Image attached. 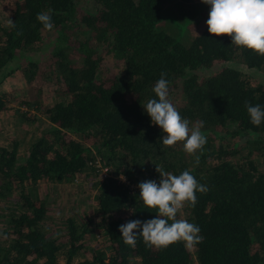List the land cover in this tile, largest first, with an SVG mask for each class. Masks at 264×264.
Segmentation results:
<instances>
[{
    "label": "trees",
    "instance_id": "16d2710c",
    "mask_svg": "<svg viewBox=\"0 0 264 264\" xmlns=\"http://www.w3.org/2000/svg\"><path fill=\"white\" fill-rule=\"evenodd\" d=\"M76 1L0 0V8L8 4L0 19V89L15 69L23 71L28 86L18 98L0 91V111L8 107L7 98L18 99L17 107L26 106L21 112L26 121L42 115L51 123L31 140L21 161L16 140L0 143V201L19 190L18 203H24L0 225V264H264V171L259 167L264 139H250L264 134V123L253 125L245 106L247 101L264 107V83L252 82L243 71L264 70V56L232 44L230 36L210 34V6L201 0H92L94 10L82 5V13ZM41 12L54 23L48 40L43 34L48 30L37 20ZM200 12L204 26L194 33L190 25L200 21L191 18ZM80 24L93 33L96 45L119 59L117 71L101 72L104 59L94 55L95 47L74 41L72 30ZM72 50L79 51V61ZM201 68L211 71L198 78ZM162 72L182 118L190 127L203 122L201 130L208 132L202 133L207 142L196 154L198 164L183 142L163 145L165 133L142 107L158 99L153 88ZM37 77L62 99H41L31 86ZM28 110L35 111L33 117ZM96 159L111 170L97 181L93 200L104 248L87 249L90 213L62 220L52 215L54 228L43 230L48 205L24 186L70 182ZM157 167L174 175L187 170L209 188L196 193L195 207L185 204L177 214L201 229L203 242L191 249L184 242L148 247L142 236L135 248L123 242L120 225L155 218L158 211L145 207L140 189L131 191L118 175L159 183Z\"/></svg>",
    "mask_w": 264,
    "mask_h": 264
},
{
    "label": "clouds",
    "instance_id": "9594fccd",
    "mask_svg": "<svg viewBox=\"0 0 264 264\" xmlns=\"http://www.w3.org/2000/svg\"><path fill=\"white\" fill-rule=\"evenodd\" d=\"M210 6L209 18L206 21L208 31L213 36H230L232 44L247 48L264 56V0H202ZM37 20L44 29L51 31L54 28L52 17L41 12ZM12 27L15 23L8 22ZM22 34V33H18ZM153 92L157 98L149 99L142 107L151 117L154 125H158L165 135L160 139L165 146H174L183 142L185 152L194 155L199 163L198 151L206 144V137L202 134L203 122H197L190 127V121L182 118L180 112L169 99V81L166 73H161L155 83ZM250 121L255 126L264 123V107L245 102ZM161 179L159 184L154 180L141 182L139 197L145 207L156 209L155 218L142 221L129 220L120 225L123 242L135 248L137 237L142 236L146 246L167 248L177 242H184L186 248H193L203 242L201 229L198 225L186 219H178L177 214L185 204L195 207L197 192L207 193L209 188L200 184L189 171L179 175L161 170L157 167ZM121 180H125L122 175ZM171 221V223H169Z\"/></svg>",
    "mask_w": 264,
    "mask_h": 264
},
{
    "label": "rangeland",
    "instance_id": "374dc122",
    "mask_svg": "<svg viewBox=\"0 0 264 264\" xmlns=\"http://www.w3.org/2000/svg\"><path fill=\"white\" fill-rule=\"evenodd\" d=\"M76 3L79 8L78 13H82L81 11L84 9L82 5H85L90 10H94V2L92 0H77ZM173 7L176 9V5H173ZM7 8L8 4L0 8L1 20L4 19L5 15H7ZM200 15L201 12L191 18V20H195L194 22L200 21L198 24L190 25V29L194 33L197 32L198 28L201 29L204 26V22H201V20H199ZM83 29H85V27L81 24L75 25L74 29L72 30V33L74 35V41L78 43L79 39L85 40L86 43L95 47L94 55H101L104 59L103 61H101V72L104 73V71L111 69L117 71L121 66V64L119 63V59L107 53V50L105 48L96 45L94 42L93 33H90L91 35L89 36L88 33ZM43 34L45 40H48V37H53L54 30L52 29L51 31H44ZM48 51L49 50H47L46 53ZM34 54L38 56V52H35ZM71 54H74L76 60H80V53L78 50H72ZM234 64L237 65L236 63ZM222 65H224V63L217 64L215 65L214 69L216 70L217 68L222 67ZM238 66H240V64ZM46 70L50 69L46 68ZM210 71L211 68L198 69L197 77L201 78L204 75H207ZM243 71L252 82L264 83V70H260L257 68L247 69L246 67H244ZM43 72L40 74V76H44ZM47 77L49 76L47 75ZM38 83H43V79L41 77H37V79L33 81L31 86L35 91H39L38 96L41 97V99L43 97L46 102L51 103L56 100L62 99L61 95L56 92L54 88H49V86L44 83L40 88ZM1 85L2 89H0V91L4 90V92H7L8 94H11V96H15L17 98L19 96H22L23 89L27 86L23 71L15 69L14 72L7 76L4 83H2ZM174 94L179 95L180 92L176 91ZM17 101L18 99H16L15 102L12 101L10 98H7L8 107L5 110L0 111V143L11 145L14 144L13 141L16 140L18 155L17 157L21 161L28 150L31 140L35 139L42 132L51 127V123L42 115H36V117H34V119H32L31 121H26L21 113L27 110L26 106L20 102L19 104L22 105L17 107ZM15 107L16 109H13ZM27 114H30V116L33 117L35 111L28 110ZM201 132L208 133L202 130ZM214 134L216 138H218V134L213 132V135ZM259 138L263 140L264 134L262 133L250 136V139L254 140H259ZM259 159L262 160V162L259 164L260 170L264 171V156H259ZM92 166L88 167L86 170H83L70 182H56L46 180L47 185H45L43 182H37L35 186L25 184L24 190L27 193H30L33 197L38 196L40 199L46 201L50 215L45 217L40 222V225L43 230H46L48 232L55 226V219L52 215L62 220L64 217L66 218L67 216H72L75 219L83 218L85 214L90 213L92 217V228L90 230V233L84 239L85 247L87 249H103V236L101 235L97 225H95L93 221V200L94 193L97 188L96 183L97 181L102 180L104 177L102 176L101 172L96 173V171L93 172V170H101V167L105 165L98 163V159H96L93 162ZM109 167L107 166V168ZM118 176L120 179L122 175L119 174ZM153 180L155 181V179ZM19 194V190H14V194L11 197H9L7 200L2 199L0 201V210L2 211V213L0 214V225L2 224V222H7L9 216H11L9 215L11 214V212L17 211L19 209L21 211L24 208L23 200L18 203Z\"/></svg>",
    "mask_w": 264,
    "mask_h": 264
},
{
    "label": "built area",
    "instance_id": "2783aa9c",
    "mask_svg": "<svg viewBox=\"0 0 264 264\" xmlns=\"http://www.w3.org/2000/svg\"><path fill=\"white\" fill-rule=\"evenodd\" d=\"M100 172L102 173V176H103V177H106V176L111 175V170H110V168H107V166H103V167H101ZM118 178H119V176H118ZM125 179H126V178H125ZM119 180H120V179H119ZM148 180H153V179H151V178H149V179H138V180H136V181H134V182H132V181H130V180H127V179H126V180H120V181L127 183L128 186H129V188H130V190H131V191H135V190H138V189H139L138 185H139L141 182L148 181ZM155 181H156V180H155ZM158 184H159V183H158Z\"/></svg>",
    "mask_w": 264,
    "mask_h": 264
}]
</instances>
